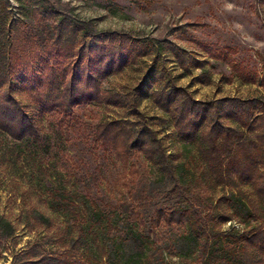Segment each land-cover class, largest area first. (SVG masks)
<instances>
[{
	"label": "rangeland",
	"instance_id": "1",
	"mask_svg": "<svg viewBox=\"0 0 264 264\" xmlns=\"http://www.w3.org/2000/svg\"><path fill=\"white\" fill-rule=\"evenodd\" d=\"M7 1L8 14L1 11L0 1V18L6 22L17 20L23 26H30L28 9L41 3L90 22L98 32H118L135 39L153 40L155 47H149L145 56L126 66L123 72L101 81V87L104 91L131 93L135 97L138 112L157 133L174 164L183 165L184 174L178 175L176 183L163 184L142 156L134 154L130 165L138 173L123 179L113 153L92 140L95 125L119 118L122 110L88 104L74 108L66 116L43 115L31 107V95L23 84L27 68H19L12 80L14 95L27 106L44 139L24 145L5 140L0 134V219L10 223L13 230L11 236L0 239V264H12L14 256L34 245L45 253L62 250L57 235L61 227L72 224V216L58 217L54 213L50 193L55 190L78 197L84 195L88 202H95L104 211L133 204L132 209L145 222L141 226L145 237L143 248L137 246L143 252V264H198L211 248V233L217 232L214 227L219 224L218 216L228 211L218 199L221 196H233L244 202L245 199L229 186L213 188L200 183L195 154L184 150L171 122L152 103L150 88L159 78L158 74L165 71L169 80L186 88L200 101L264 96L261 86L264 5L260 0ZM159 41L177 45L203 68L191 65L190 73H184L171 53L160 48ZM38 65L36 60L34 70ZM202 72L210 78V83L199 82ZM137 87L147 96L137 95L134 91ZM161 118L167 123L161 124ZM240 190L249 194L244 187ZM144 200L152 205L148 211L140 205ZM79 206L82 210L83 205ZM167 208L197 211L207 227L208 240L203 238L196 246L179 239L186 235L183 227H166L163 222H157L155 212ZM212 212L211 222L207 215ZM42 216L43 223L37 219ZM126 217V213L114 217L116 227L109 239L116 245L128 239ZM259 224L257 216H244L240 212L232 221L222 224L220 230H249ZM124 252L134 257L132 245Z\"/></svg>",
	"mask_w": 264,
	"mask_h": 264
},
{
	"label": "trees",
	"instance_id": "2",
	"mask_svg": "<svg viewBox=\"0 0 264 264\" xmlns=\"http://www.w3.org/2000/svg\"><path fill=\"white\" fill-rule=\"evenodd\" d=\"M0 1L1 11L8 14L9 2ZM260 3L264 5V0ZM28 10L31 24L27 27L17 20L6 22L0 18V134L5 140L27 145L44 139L27 106L13 92V75L26 67L23 84L31 95V107L43 115L66 116L74 108L88 104L122 110L119 118L97 123L92 139L113 153L121 169L120 177L125 179L138 173L130 165L131 157L137 154L163 184L176 183L178 175L184 174V167L174 164L166 154L157 133L138 112L135 97L131 93L104 91L101 87V81L123 72L126 66L145 56L149 47H155L153 40L98 32L90 22L41 3ZM158 44L171 53L184 73H190L191 65L203 68L177 45L164 41ZM36 60L39 65L34 70ZM158 77L150 88L151 101L171 122L184 150L195 154L200 183L213 188L229 186L245 199V202L233 196L218 199L228 211L218 216L219 224L214 227L217 232L211 233V248L198 264H264V96L200 101L186 88L176 86L165 71ZM198 80L210 83L204 72ZM261 86L264 88V76ZM134 91L147 96L138 87ZM159 120L161 124L167 123L164 118ZM241 187L249 194L242 193ZM50 195L58 217L72 216V224L61 227L57 235L62 250L45 253L34 245L14 256L12 264H143V252L137 246L144 243L141 226L145 222L132 209L133 204L104 211L95 202H88L84 195L78 197L62 190L51 191ZM143 202L140 205L148 211L152 205ZM80 204L82 210L78 209ZM240 212L244 216H257L260 224L249 230H220L222 224L232 221ZM125 213L128 239L116 245L109 239L116 227L114 217ZM155 213L156 221L164 226L185 229L186 235L179 239L196 246L201 239L208 240L207 227L197 211L167 208ZM213 215V212L207 215L211 222ZM37 219L43 223L41 219L45 218ZM12 234L10 223L0 219V239ZM129 245L134 248V257L124 252Z\"/></svg>",
	"mask_w": 264,
	"mask_h": 264
}]
</instances>
